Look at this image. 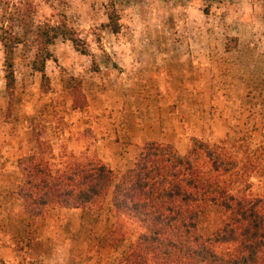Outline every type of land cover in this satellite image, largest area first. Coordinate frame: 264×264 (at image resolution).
Instances as JSON below:
<instances>
[{"label": "rangeland", "instance_id": "374dc122", "mask_svg": "<svg viewBox=\"0 0 264 264\" xmlns=\"http://www.w3.org/2000/svg\"><path fill=\"white\" fill-rule=\"evenodd\" d=\"M111 11L118 33L105 26ZM43 23L69 29L50 46L44 80L33 68ZM3 30L20 42L10 109L0 42V264H123L141 232L110 195L81 216H26L18 163L38 137L55 168L95 156L116 178L149 141L182 154L194 138L222 144L238 157L236 185L264 195V0H0Z\"/></svg>", "mask_w": 264, "mask_h": 264}, {"label": "trees", "instance_id": "16d2710c", "mask_svg": "<svg viewBox=\"0 0 264 264\" xmlns=\"http://www.w3.org/2000/svg\"><path fill=\"white\" fill-rule=\"evenodd\" d=\"M108 16L105 26L120 32L117 13ZM65 27L43 23L37 31L33 68L42 80L53 58L50 46L59 34H67ZM19 40L9 30L0 35L9 109L16 95L14 56ZM73 93L74 108L85 107L79 83ZM38 142L39 151L18 163L21 182L16 196L26 216H44L51 207H102L110 195L114 212L141 228L123 264H264V195L236 185L239 160L225 145L194 138L182 154L171 143L149 141L133 166L116 178L114 170L95 156L74 158L55 168L51 145L39 137Z\"/></svg>", "mask_w": 264, "mask_h": 264}, {"label": "crops", "instance_id": "0c3cea01", "mask_svg": "<svg viewBox=\"0 0 264 264\" xmlns=\"http://www.w3.org/2000/svg\"><path fill=\"white\" fill-rule=\"evenodd\" d=\"M57 210L62 211V212L73 213L77 216H79V215L81 216L82 211H83V209H81V208H72V209L71 208H57ZM75 223H77V224L81 223V218L80 217L76 218Z\"/></svg>", "mask_w": 264, "mask_h": 264}]
</instances>
